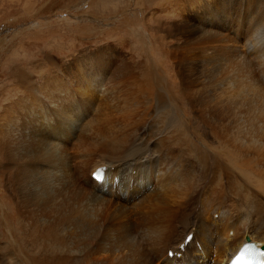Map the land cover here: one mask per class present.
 I'll list each match as a JSON object with an SVG mask.
<instances>
[{
	"label": "bare ground",
	"instance_id": "obj_1",
	"mask_svg": "<svg viewBox=\"0 0 264 264\" xmlns=\"http://www.w3.org/2000/svg\"><path fill=\"white\" fill-rule=\"evenodd\" d=\"M153 2L159 58L141 32L132 68L119 41L13 65L0 264H227L264 243V0Z\"/></svg>",
	"mask_w": 264,
	"mask_h": 264
},
{
	"label": "rangeland",
	"instance_id": "obj_2",
	"mask_svg": "<svg viewBox=\"0 0 264 264\" xmlns=\"http://www.w3.org/2000/svg\"><path fill=\"white\" fill-rule=\"evenodd\" d=\"M152 2L150 0H0V91L4 87L6 90L14 87L12 86L14 64L31 69V59L35 61L34 64L38 60L41 61L44 53H47L46 49L48 52L51 51L53 57L61 64L62 60H59V57L72 51L95 48L96 45L107 42L113 45L119 41L121 42L119 47L121 45L122 48L116 49L117 44L110 47L116 49L115 51L118 50L115 60L118 58L120 62L128 60L125 64L131 66L127 68H132L135 61H144L147 51L144 50V44L139 42V35L142 32L140 27L145 20L143 9H150L149 7L154 3ZM145 30L142 33L148 46L151 48L152 45L153 49L155 48V50L151 49L152 52H158L156 58L161 57L162 53L159 52L161 48H158L160 44H156V39L150 37V31ZM70 43L73 46L70 47ZM114 66L111 69H114ZM167 68L172 69V64L168 62ZM29 77L31 78V73ZM6 176V174L0 175V182L4 186H8ZM125 184L126 181L122 186L124 192L127 191ZM8 199L10 206L16 209L13 198L8 197ZM5 204L9 207L7 201ZM4 209L5 206L0 204L2 246L8 241V231L3 226ZM13 219L15 221L18 219L16 210L13 212ZM9 230L13 228L9 227ZM189 252L188 250L183 264H201L198 262L200 253L196 250L195 257L190 261Z\"/></svg>",
	"mask_w": 264,
	"mask_h": 264
}]
</instances>
